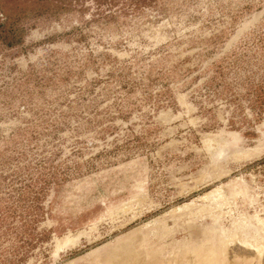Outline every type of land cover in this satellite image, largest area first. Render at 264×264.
Returning <instances> with one entry per match:
<instances>
[{
    "label": "rangeland",
    "instance_id": "374dc122",
    "mask_svg": "<svg viewBox=\"0 0 264 264\" xmlns=\"http://www.w3.org/2000/svg\"><path fill=\"white\" fill-rule=\"evenodd\" d=\"M0 264H264V0H0Z\"/></svg>",
    "mask_w": 264,
    "mask_h": 264
},
{
    "label": "trees",
    "instance_id": "16d2710c",
    "mask_svg": "<svg viewBox=\"0 0 264 264\" xmlns=\"http://www.w3.org/2000/svg\"><path fill=\"white\" fill-rule=\"evenodd\" d=\"M221 70H222V68L220 66H217L216 70H215V73H219V72H221Z\"/></svg>",
    "mask_w": 264,
    "mask_h": 264
}]
</instances>
